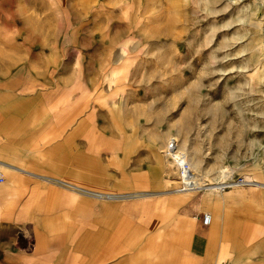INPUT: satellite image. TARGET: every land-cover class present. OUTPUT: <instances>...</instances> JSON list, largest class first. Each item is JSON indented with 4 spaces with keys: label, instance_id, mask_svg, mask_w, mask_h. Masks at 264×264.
Returning a JSON list of instances; mask_svg holds the SVG:
<instances>
[{
    "label": "rangeland",
    "instance_id": "374dc122",
    "mask_svg": "<svg viewBox=\"0 0 264 264\" xmlns=\"http://www.w3.org/2000/svg\"><path fill=\"white\" fill-rule=\"evenodd\" d=\"M174 2L170 27L169 0H0V98L39 91L58 117H101V107L114 106L154 131L168 191L181 180L193 190L240 178L264 184V19L256 1ZM209 105L214 117H194ZM170 142L171 155L188 160L184 177L165 153Z\"/></svg>",
    "mask_w": 264,
    "mask_h": 264
},
{
    "label": "crops",
    "instance_id": "0c3cea01",
    "mask_svg": "<svg viewBox=\"0 0 264 264\" xmlns=\"http://www.w3.org/2000/svg\"><path fill=\"white\" fill-rule=\"evenodd\" d=\"M3 95L0 264H264L263 183L165 190L154 131L114 106Z\"/></svg>",
    "mask_w": 264,
    "mask_h": 264
},
{
    "label": "bare ground",
    "instance_id": "6f19581e",
    "mask_svg": "<svg viewBox=\"0 0 264 264\" xmlns=\"http://www.w3.org/2000/svg\"><path fill=\"white\" fill-rule=\"evenodd\" d=\"M175 0H169V6H168V12H170V13H173L172 15H170L169 16V25H171L170 27H172L173 25L172 24H174L175 23V20H178V19H175V17H174V14L175 13H177L176 11H175V7H174V2ZM256 1V10L258 11V16L260 15V19L259 20H263L264 19V0H255ZM208 2H210V0H208ZM194 12V11H193ZM189 14V13H188ZM186 15V14H180V17H179V19L182 21V22H184L183 24H186V23H189V24H193V21H192V19H190L188 16L189 15ZM197 23V22H196ZM165 28H166V26H165ZM184 29H185V27H183ZM183 28H181L180 30H179V33H181V32H183ZM188 32V31H187ZM169 34H168V38H170V40L171 41H175L176 40V34H174L172 31H170V29H169V32H168ZM179 33H177V34H179ZM184 33V32H183ZM186 35V34H185ZM172 36V37H171ZM172 38V39H171ZM175 46V45H174ZM176 48L178 49V46H176ZM176 49V50H177ZM196 53V52H195ZM197 53H198V55L200 54V50H198L197 51ZM178 55H179V53H178ZM182 62H183V60H182ZM169 63H172L170 60H169ZM185 67H186V64H185ZM199 87H202L203 85V82L200 80V78H199ZM213 83V82H212ZM190 107V106H189ZM215 111H216V107H212V106H206V107H198L197 108V110L195 111L196 112V115L194 116V117H198V116H202V115H205V114H208L209 115V117H214L215 116ZM191 113L192 112H188L187 114H186V116L185 117H192V116H190L191 115ZM187 127V126H186ZM185 129V128H184ZM171 145V147H172V145L173 144H170ZM171 147H169V145L167 144L166 145V148H165V153H166V155H167V152L166 151H169V156L167 155V157H168V159H170V158H172L173 159V161H174V164L176 165V166H178V173H179V176H181V177H184V176H186V175H188L189 174V172H188V160L187 159H184L183 158V156L182 155H180V157H175L174 155H171V153H175V154H177L178 155V153H176L175 151H174V146H173V148H171ZM183 148V147H182ZM184 149V148H183ZM183 149H181L180 148V150H183ZM184 151H185V149H184ZM181 171H182V174H181ZM218 183V182H217ZM220 183V182H219ZM228 183V182H227ZM219 184H210V186H208V187H215V186H218ZM201 185H197V186H195V187H193V188H196V187H200ZM221 185H219L218 187H220ZM189 189V188H188ZM188 189H185V190H188ZM179 190H182V188H181V186H180V188H179Z\"/></svg>",
    "mask_w": 264,
    "mask_h": 264
},
{
    "label": "built area",
    "instance_id": "2783aa9c",
    "mask_svg": "<svg viewBox=\"0 0 264 264\" xmlns=\"http://www.w3.org/2000/svg\"><path fill=\"white\" fill-rule=\"evenodd\" d=\"M170 144H174V142H170ZM169 147H171V145H169ZM166 152H167V155L169 156V151H166ZM181 174H182V171H181ZM0 181H1V177H0ZM181 182H182V184H181L182 190L188 189L191 186V184L188 181L185 182V181L181 180ZM244 182L245 181L240 178V179H237V182H235V184H240V183H244ZM225 184H223V183L221 184V186H220L221 190H223L225 187L229 186L230 183H225ZM209 221H210V214L207 212L202 213L201 222L206 225L209 223Z\"/></svg>",
    "mask_w": 264,
    "mask_h": 264
}]
</instances>
